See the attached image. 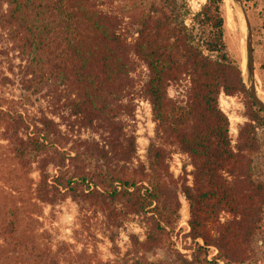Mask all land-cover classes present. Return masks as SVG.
Masks as SVG:
<instances>
[{
	"label": "trees",
	"instance_id": "1",
	"mask_svg": "<svg viewBox=\"0 0 264 264\" xmlns=\"http://www.w3.org/2000/svg\"><path fill=\"white\" fill-rule=\"evenodd\" d=\"M222 3L208 0L195 14L190 29L178 22L176 0H166L159 18L150 11L140 20L134 44L149 69L145 92L158 133L186 151L195 167L194 186L185 185L183 192L190 202L192 235L202 238L205 245L197 244L192 260L179 257L176 264H247L251 241L264 233L263 187L254 181L249 163L233 150L220 94L246 93L250 119L263 126L264 113L247 91L242 59L227 49ZM3 5L6 9L0 14V24L25 56L24 67L31 80L53 85L65 108L83 127L108 138L106 146L84 140L69 147L70 140L54 119L44 117L30 123L22 113L0 105V116L10 121L8 138L15 157L23 167L30 166L31 157L36 158L37 198L50 204L66 195L97 202L119 199L135 212L150 208L158 235H163L165 227L175 223L181 205L176 190L166 183L165 153L154 143L148 147L149 187L123 179L114 169L116 159L129 161L136 149L134 136L130 139L124 133L123 121L130 116L125 99L134 64L117 19L104 13L97 0H0V7ZM186 76L191 83L187 100H170L168 87ZM241 135L244 149L255 153V124L247 123ZM227 167L233 180L221 173ZM223 209L240 217L221 224L218 234L211 236L207 227ZM14 216L2 234H8L17 245L15 212ZM160 241L158 236L152 237L153 244ZM209 245L218 249L213 260H208Z\"/></svg>",
	"mask_w": 264,
	"mask_h": 264
},
{
	"label": "rangeland",
	"instance_id": "2",
	"mask_svg": "<svg viewBox=\"0 0 264 264\" xmlns=\"http://www.w3.org/2000/svg\"><path fill=\"white\" fill-rule=\"evenodd\" d=\"M208 0H176L179 23L190 29L193 18ZM250 17L255 52L256 84L264 99V0H243ZM166 0H97L99 8L117 19L120 36L130 47L134 68L130 73L129 95L125 102L130 116L123 119L124 133L134 136L136 149L129 161L116 159L114 169L118 176L130 179L138 185L149 187L152 173L148 158V147L157 145L166 155L169 177L166 183L176 190L180 209L173 226L158 235L156 216L152 210L135 212L122 200L74 199L66 195L55 203H46L36 196L39 170L35 157L29 167H23L15 157L13 144L8 138L10 121L0 116V264H176L182 257L192 260L197 244L205 245L202 238L192 235L190 224V202L184 195L185 185L194 186L193 160L174 142L165 141L158 133L152 104L145 92L149 80V69L145 60L135 51L134 44L140 20L150 11L154 18L164 12ZM6 6L0 7V14ZM225 17V40L232 56L242 59L243 73L246 64V24L241 8L232 0H223ZM193 34L197 31L193 29ZM198 43V38L195 40ZM11 38L6 26L0 24V105L10 112L22 113L30 123L41 118L54 119L70 140V145L79 141H95L107 145L106 134L83 127L76 116L64 106L58 90L53 85L38 84L24 67L26 60ZM191 83L188 76L168 87L170 100L185 102ZM247 87V86H246ZM248 91V90H247ZM220 107L229 118V137L234 152L249 163L254 181L261 184L264 193V126L253 122L249 115L248 95L238 92L220 94ZM254 123L258 140L255 153L244 149L242 129ZM24 132V131H23ZM227 167L223 176L233 180ZM54 174L55 168L50 167ZM81 187L77 188V191ZM86 192L89 191L85 185ZM92 188V187H91ZM257 202L261 196L255 192ZM154 206V205H152ZM17 214L16 236L3 235V227ZM240 217L239 214L223 209L207 230L211 236L218 234L221 224ZM204 227V228H206ZM158 236L160 244H153L152 237ZM20 243V244H19ZM208 260L218 254L214 245H209ZM247 264H264V233L256 235L249 245ZM220 264H224L220 261Z\"/></svg>",
	"mask_w": 264,
	"mask_h": 264
},
{
	"label": "water",
	"instance_id": "3",
	"mask_svg": "<svg viewBox=\"0 0 264 264\" xmlns=\"http://www.w3.org/2000/svg\"><path fill=\"white\" fill-rule=\"evenodd\" d=\"M235 5L241 7L242 13L244 15L245 24H246V64L244 67V79L247 86L248 93L250 97L255 101L257 106L264 113V99L260 96L256 84V75H255V52L253 45V31L252 25L250 21V17L248 15L247 8L245 7L243 0H233Z\"/></svg>",
	"mask_w": 264,
	"mask_h": 264
},
{
	"label": "bare ground",
	"instance_id": "4",
	"mask_svg": "<svg viewBox=\"0 0 264 264\" xmlns=\"http://www.w3.org/2000/svg\"><path fill=\"white\" fill-rule=\"evenodd\" d=\"M233 1V0H232ZM234 2V1H233ZM241 8V7H240Z\"/></svg>",
	"mask_w": 264,
	"mask_h": 264
}]
</instances>
